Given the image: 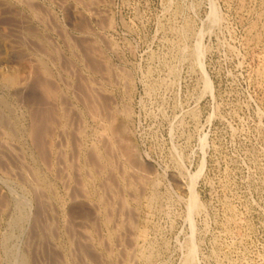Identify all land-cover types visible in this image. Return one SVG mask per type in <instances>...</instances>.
Here are the masks:
<instances>
[{"label":"rangeland","instance_id":"374dc122","mask_svg":"<svg viewBox=\"0 0 264 264\" xmlns=\"http://www.w3.org/2000/svg\"><path fill=\"white\" fill-rule=\"evenodd\" d=\"M126 262L264 264V0H0V264Z\"/></svg>","mask_w":264,"mask_h":264},{"label":"bare ground","instance_id":"6f19581e","mask_svg":"<svg viewBox=\"0 0 264 264\" xmlns=\"http://www.w3.org/2000/svg\"><path fill=\"white\" fill-rule=\"evenodd\" d=\"M85 1V0H84ZM64 2V1H63ZM30 3L32 4V2H29V5H30ZM27 4V3H26ZM43 5V4H42ZM33 6V5H32ZM33 7H35V6H33ZM13 8V7H12ZM19 9V8H18ZM33 11V10H32ZM36 11V10H35ZM34 12V11H33ZM36 13V12H35ZM104 16V15H103ZM103 19V18H102ZM105 19V18H104ZM103 21V20H102ZM94 41V40H93ZM62 56V55H61ZM100 61V60H99ZM96 64V63H95ZM103 71V70H102ZM4 78H5V76H4ZM12 78H13V76H12ZM12 78L10 77V75L9 76H6V78L5 79H7L8 81H10V82H12ZM74 79V78H73ZM69 80V79H68ZM108 81V80H107ZM48 83H49V81H48ZM85 83V82H84ZM86 84V83H85ZM84 88V87H83ZM95 88H97V87H95ZM96 90V89H95ZM72 92V91H71ZM88 94V93H87ZM62 95V94H61ZM88 96V95H87ZM49 100V99H48ZM109 106V105H108ZM48 110V109H47ZM63 110V109H62ZM91 111H94V110H91ZM90 111V112H91ZM94 114V113H93ZM98 114V113H97ZM111 114V113H110ZM124 115V114H123ZM93 116V115H92ZM71 118V117H70ZM101 119V118H100ZM99 120V119H98ZM105 121V120H104ZM113 121V120H112ZM112 121H111V123L109 122V123H107L108 124V128H112L113 126V123H112ZM118 121V120H117ZM103 123H105V122H103ZM117 123V122H116ZM86 124V123H85ZM99 125H100V123H99ZM101 126H102V123H101ZM118 125H116V127H117ZM108 128L106 129V130H108ZM120 128V127H119ZM118 129V128H117ZM38 130V129H37ZM45 130V129H44ZM99 130H101V129H99ZM105 130V129H104ZM112 130H113V128H112ZM112 130H110V133H112L111 131ZM109 131V130H108ZM115 131H116V129H115ZM118 131V130H117ZM98 132V131H97ZM107 132V131H106ZM106 132H103V133H105L106 134ZM59 133H61L60 131H59ZM101 133V132H100ZM116 133V132H115ZM114 133V134H115ZM121 133V132H120ZM100 135V134H99ZM101 135H103V134H101ZM111 135H113V134H111ZM132 135V134H131ZM32 136H34V135H32ZM36 136V135H35ZM109 136V135H108ZM103 137V136H102ZM107 137V136H106ZM109 138H110V136H109ZM105 139V138H104ZM118 139V138H117ZM2 140V139H1ZM106 140V139H105ZM104 140V141H105ZM109 140V139H108ZM107 140V141H108ZM47 141V140H46ZM112 141V140H111ZM50 142V141H49ZM108 142H110V141H108ZM46 143H48V142H46ZM110 143H112V142H110ZM39 144V143H38ZM106 144V143H105ZM108 145H109V143H108ZM112 145H113V143H112ZM131 145V144H130ZM51 146V145H50ZM71 147V146H70ZM96 147V146H95ZM94 147V148H95ZM108 147V146H107ZM47 148V147H46ZM61 148V147H60ZM96 149V148H95ZM106 149V148H105ZM119 149V148H118ZM71 150V149H70ZM92 150V149H91ZM111 151V150H110ZM98 153V152H97ZM123 154V153H122ZM97 155V154H96ZM110 157V156H109ZM73 159V158H72ZM105 159V158H104ZM102 160V159H101ZM115 161V160H114ZM64 163V162H63ZM73 164V163H72ZM61 165V164H60ZM105 166V165H104ZM109 170V169H108ZM37 171V170H36ZM86 171V170H85ZM129 171V170H128ZM38 177H39V175H37ZM43 177V176H42ZM93 177V176H92ZM105 177V176H104ZM114 178V177H113ZM43 180V179H42ZM136 182V181H135ZM41 183H44V182H41ZM41 183H39V184H41ZM86 184V183H85ZM37 185V184H36ZM33 186V185H32ZM89 186V185H88ZM83 187H84V185H83ZM112 188V187H111ZM82 189V188H81ZM85 190H87V189H85ZM84 191V190H83ZM85 192H87V191H85ZM96 192V191H95ZM101 192H103V191H101ZM37 193V192H36ZM102 194V193H101ZM82 195V194H81ZM151 195V194H150ZM194 195V194H193ZM86 196V195H85ZM42 197V196H41ZM83 197V196H82ZM87 197V196H86ZM150 197V196H149ZM79 198V197H78ZM78 198H77V200H78ZM85 198V197H84ZM87 199V198H86ZM76 200V199H75ZM85 201V200H84ZM100 201V200H99ZM194 201V200H193ZM80 202V201H79ZM148 202V201H147ZM146 202V203H147ZM149 202H150V199H149ZM152 202V201H151ZM191 202H192V200H191ZM123 203V202H122ZM192 203H195V202H192ZM191 203V204H192ZM96 205H94L93 207H95ZM192 206V205H191ZM148 207H150V206H148ZM150 208H152V207H150ZM38 210V209H37ZM102 213V212H101ZM106 213V212H105ZM98 214V213H97ZM135 216V215H134ZM105 218H107V216L105 217ZM110 219V218H109ZM45 220V219H44ZM129 220V219H128ZM38 221V220H37ZM64 222H66V221H64ZM190 222V221H189ZM130 225V224H129ZM128 225V226H129ZM68 226V225H67ZM131 226V225H130ZM130 229V228H129ZM77 230V229H76ZM81 230V229H80ZM127 233H129V232H127ZM55 234V233H54ZM132 233H131V231H130V235H131ZM135 235H136V233H134ZM83 235V234H82ZM87 235V234H86ZM129 235V236H130ZM76 237V236H75ZM86 237H88V236H86ZM83 238V237H82ZM88 238H90V236L88 237ZM132 238V237H131ZM134 238H136V237H134ZM133 240V239H132ZM84 241V240H83ZM86 242V241H85ZM134 242H135V240H134ZM134 242H132V243H134ZM84 243V242H83ZM117 244V243H116ZM130 244V243H129ZM135 245V244H134ZM132 246V245H131ZM57 247V246H56ZM48 248V247H47ZM93 248V247H92ZM133 248V247H132ZM128 249V248H127ZM126 250V249H125ZM130 249H128V251H129ZM127 251V250H126ZM125 251V252H126ZM129 253V252H128ZM134 253V252H133ZM140 253H142V252H140ZM145 253V252H144ZM135 254V253H134ZM137 254H138V252H137ZM145 254H147V253H145ZM143 256H146V255H143ZM142 256V257H143ZM137 257V256H136ZM135 257V258H136ZM141 257V258H142ZM82 259V258H81ZM140 259V258H139ZM145 259V258H144ZM133 261H134V259H132ZM99 262V261H98ZM126 264H127V262H126Z\"/></svg>","mask_w":264,"mask_h":264}]
</instances>
